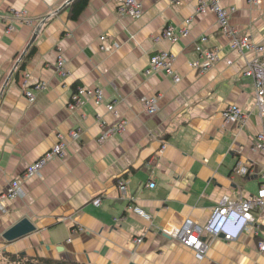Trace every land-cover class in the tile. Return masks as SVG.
Segmentation results:
<instances>
[{
  "label": "crops",
  "instance_id": "0c3cea01",
  "mask_svg": "<svg viewBox=\"0 0 264 264\" xmlns=\"http://www.w3.org/2000/svg\"><path fill=\"white\" fill-rule=\"evenodd\" d=\"M137 1L138 19L119 15L117 0H88L73 22L69 0H0V194L59 141L66 147L40 178L23 180V198L7 201L0 258L5 252L80 264H264L258 249L264 238L253 227L231 241L205 236L201 262L161 233L185 219L203 227L223 199L256 194L264 152L253 147L264 120L246 71L264 67V53L231 49L215 15L196 12L199 0ZM221 6L234 9L228 23L236 33L264 44V0H222ZM19 11L26 19L12 18ZM168 29L174 41L163 38ZM203 36L201 48L220 53L200 72L192 64L203 60L196 51ZM32 46L35 53L26 58ZM159 52L173 55L178 82L163 70L148 72ZM95 90L103 92L99 104ZM73 94L81 105L71 110ZM143 99L158 110L147 113ZM230 105L244 118L225 125L222 112ZM120 122L123 131L100 142ZM22 219L35 230L6 242L2 234Z\"/></svg>",
  "mask_w": 264,
  "mask_h": 264
},
{
  "label": "built area",
  "instance_id": "2783aa9c",
  "mask_svg": "<svg viewBox=\"0 0 264 264\" xmlns=\"http://www.w3.org/2000/svg\"><path fill=\"white\" fill-rule=\"evenodd\" d=\"M222 0H199L196 12L204 13L209 11L216 17V23L220 31L229 37H231L230 48L237 51H250L257 54L264 53V44H256L251 41L247 35H240L236 33L229 25V16L234 12L233 8L225 9L221 6ZM253 2L255 0H248ZM117 12L121 16H126L132 19H138L142 14L141 4L137 0H117ZM25 13L22 11L13 13L12 18L17 21H22L25 18ZM190 21H186L189 24ZM13 31V27L10 21H6V32ZM163 38L170 41H174L175 37L170 29L164 30ZM206 37H201L199 45L196 44V51L203 54V60L201 62H194L192 67L195 70L206 71L212 64L218 60L219 50L203 49L201 46L206 42ZM174 57L167 52H159L153 55L150 59L149 71H165L172 76L175 82L179 81L177 75H175L170 65L173 63ZM64 65V61L61 57L57 58V68L61 69ZM246 75H249L253 79L254 91H255V104L259 112V117L264 120V67L257 65H251L246 71ZM24 90V96L29 102L33 101L31 93L22 86ZM34 88L42 89L43 85H36ZM81 92V91H79ZM92 97L96 104H99L103 98V92L101 90H95L92 92ZM144 107L147 113H154L158 110L155 102L151 99H143ZM81 105L80 98L77 94H73L70 102L71 110L78 108ZM108 111H114L113 107L107 106ZM244 118V114L236 105H230L222 112V119L225 125L239 123ZM125 126L124 122H120L115 127L109 128L101 134L100 142L105 141L109 136L114 133L122 132ZM70 138L76 140L79 137L78 131H70ZM254 150L258 152H264V125L261 132L256 136ZM65 144L59 141L48 152L40 157L35 162L29 164L21 177H18L8 183L6 190L0 194V215H4L7 209V201L14 199H21L25 196V191L22 187L23 180L30 179L32 177H41L42 168L49 162H52L56 158H61L65 155ZM240 174L245 175L247 173L246 168L240 169ZM259 187L254 196L247 199L240 200L235 203H230L228 199H223L219 206L213 209L209 219L203 227L194 223L191 219H185L179 228H165L161 231L163 235L173 240L178 241L183 247L191 250L195 259L201 262L206 254L207 244L205 236L218 237L222 236L225 240L231 241L237 239L243 231L250 227H253L257 234L264 238V160L260 172ZM152 187V185H150ZM94 204H98L97 201ZM131 211L146 221H151V216L138 207L131 208ZM258 249L264 252V242L259 241Z\"/></svg>",
  "mask_w": 264,
  "mask_h": 264
},
{
  "label": "trees",
  "instance_id": "16d2710c",
  "mask_svg": "<svg viewBox=\"0 0 264 264\" xmlns=\"http://www.w3.org/2000/svg\"><path fill=\"white\" fill-rule=\"evenodd\" d=\"M88 4V0H72L68 5V15L71 21H77L78 17ZM35 53V47L32 46L26 58L33 56ZM77 88V86H73V89ZM2 259L5 264H80L76 262L69 261H56L45 257L35 256L30 257L23 253L18 254H10V253H2ZM1 262V261H0ZM2 263V262H1Z\"/></svg>",
  "mask_w": 264,
  "mask_h": 264
},
{
  "label": "water",
  "instance_id": "95a60500",
  "mask_svg": "<svg viewBox=\"0 0 264 264\" xmlns=\"http://www.w3.org/2000/svg\"><path fill=\"white\" fill-rule=\"evenodd\" d=\"M71 1L72 0H69V2H71ZM36 34L37 33H35L33 35L32 39L30 40V42H29V44L27 46V48H29V46L35 40ZM34 230H35V227L27 219H22L20 222H18L17 224H15L13 227H11L7 231H5L2 234V237H3V239L6 242H12V241H16V240H18V239H20V238H22V237L30 234Z\"/></svg>",
  "mask_w": 264,
  "mask_h": 264
},
{
  "label": "rangeland",
  "instance_id": "374dc122",
  "mask_svg": "<svg viewBox=\"0 0 264 264\" xmlns=\"http://www.w3.org/2000/svg\"><path fill=\"white\" fill-rule=\"evenodd\" d=\"M0 261L2 262V263L0 262V264H5L3 259L0 258Z\"/></svg>",
  "mask_w": 264,
  "mask_h": 264
}]
</instances>
